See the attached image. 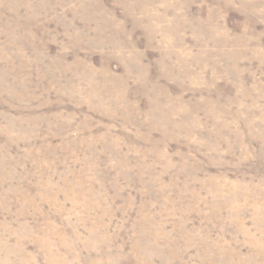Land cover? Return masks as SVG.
<instances>
[{"label":"rangeland","instance_id":"obj_1","mask_svg":"<svg viewBox=\"0 0 264 264\" xmlns=\"http://www.w3.org/2000/svg\"><path fill=\"white\" fill-rule=\"evenodd\" d=\"M0 264H264V0H0Z\"/></svg>","mask_w":264,"mask_h":264}]
</instances>
